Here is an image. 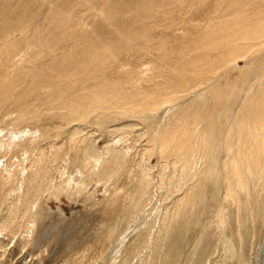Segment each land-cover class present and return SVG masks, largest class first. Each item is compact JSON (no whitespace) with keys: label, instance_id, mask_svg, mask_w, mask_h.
<instances>
[{"label":"rangeland","instance_id":"374dc122","mask_svg":"<svg viewBox=\"0 0 264 264\" xmlns=\"http://www.w3.org/2000/svg\"><path fill=\"white\" fill-rule=\"evenodd\" d=\"M238 19L264 28V0H0V264H249L259 258L264 180H248L246 189L227 196L223 175L217 184L208 178L199 203L179 205L186 192L168 182L178 157L160 154L159 136L151 141L160 130L169 142L187 135L195 123L190 111L200 102L193 100L213 103L227 76L212 85L208 75H193L186 84L194 86L184 92L171 70L209 69L226 50L222 29ZM262 40L255 52L237 54L234 79L260 74ZM113 82L124 91L114 94ZM168 86L178 92L169 107L148 113L137 103L138 112L131 111L137 104L129 93L147 98ZM98 90L110 100L104 109L93 102ZM127 96L126 105L113 103ZM88 106L97 111L85 115ZM105 112L110 123L101 127L95 118ZM89 144L103 165L92 174L82 168V151L68 152ZM117 150L127 151L122 165ZM30 174L38 180L32 189Z\"/></svg>","mask_w":264,"mask_h":264},{"label":"bare ground","instance_id":"6f19581e","mask_svg":"<svg viewBox=\"0 0 264 264\" xmlns=\"http://www.w3.org/2000/svg\"><path fill=\"white\" fill-rule=\"evenodd\" d=\"M244 23L245 22L242 19H238L232 25H227L228 27H224L222 29V32H223L222 34L228 35L226 40L223 43H220L221 47L226 50H224L222 54L219 57H217L218 61L216 58V62L211 64V67L209 69H206L205 67H204L205 69H201V67L203 66L189 67L188 65H181V66L177 65L173 70H171V72L179 76L180 79L178 80L179 81L178 86L184 87L185 88L183 90L184 92L191 89L192 88L191 86H194V85L190 86V83L186 84V82H189L187 80L193 75L194 76L208 75V82L212 83V85L216 84V82L220 80L222 76H227L224 78V80L220 82L219 86L217 87V90L213 92V95H212L213 103L211 105H209V103L206 104V102L203 100L202 101L199 100V98H197L198 100L197 99L193 100V102L194 101L196 102L200 101V102H199V106L197 105L198 107L196 110L195 109L193 111L189 110L191 114L193 113L192 116L195 119V123L193 124L191 128H189L186 131L187 135L184 134V136H180L178 139H176V141H174L175 139H173L169 142L168 140L165 139L166 133H164V131H162V134H158L161 132L160 130V132L155 134L154 138H151V141H155L156 137L159 136L157 137L159 138V143L157 145H159L160 154H166L167 156L169 157L171 156L172 158L175 156L176 157V158L174 157L175 159H177L178 157V161L181 162V166H180L181 170L179 171L177 169L179 162L176 165L172 164L173 161L171 162L173 166V169H172L173 175L171 177H168L169 181L166 180L169 182L170 188L173 186V189L174 190L178 189L179 193L186 192V196H184L183 199H181V201L183 200V202H179V205H196L197 203H199L200 200L204 197L203 196L204 194L203 186L207 183L208 178H212V180L210 179V182L213 181V179H216V181L215 180L214 181L217 184L219 182L220 177L223 175L224 177L223 182L226 184V188H227L226 189L227 196H232V194H234L235 192L246 189V185H247L246 181L248 180L249 181L257 180L258 183H259V180H261L260 181L261 184H262V181L264 180V68L260 69V74L255 77L248 78L249 77V74H248V76H246L245 78L242 77L243 79H238V78L234 79L235 70L237 69L235 65V61L237 58H240V56H238L237 54L240 52L242 53L243 51L245 53L243 55L246 56V54L251 53V51L255 52L256 49L258 50V48L256 47H258V43L261 42L260 40L264 38V28L261 26L262 23L261 25L257 24L256 22H251L249 24H244ZM237 27L240 28V33H243L240 36H238L239 33H236L238 31ZM253 49L255 51H253ZM251 55L253 56V54ZM250 71L252 72V70ZM212 75L214 76L211 77ZM253 76H254V73H253ZM113 83H114L113 85L117 87L116 90H113L114 94L116 93V91H120L124 87V84L120 82L118 83L113 82ZM50 84L52 86V83ZM177 93L178 92L172 90L171 86H168L167 88L164 89V91L156 90L154 94L148 95L147 98L145 96H142V93L138 91L131 92L129 94H133L130 97V99L135 104L138 103L140 106H142L143 112L150 113L156 109H160V108L162 109V108L169 107L168 105H170L173 102V100H175ZM91 94L95 96L93 97V102L94 100L97 101L98 107H100L99 109H104L103 104L104 103L108 104V102L110 101L107 98L103 99L102 96H107V94H102L100 93L99 90L96 91V94H94L93 92ZM128 99L129 98L127 96V98L124 97L123 99L121 100L119 99L118 101L116 100L113 103L116 105V107H121L131 102V100H128ZM67 102H69V100ZM138 104L137 105L132 104L133 105L131 108L132 112L134 113L138 112V110L135 109L136 106H139ZM192 105L190 107H192ZM200 105H203V106L200 107ZM78 106H81V103ZM83 111H85V109ZM95 111H97L96 108L89 107L86 109L85 115L94 113ZM80 114H83V113L80 112ZM115 114L117 115V113ZM179 116L185 117V115H181V114H179ZM109 117L110 115L106 114L103 116V118L101 117L102 120L99 119V117H96L95 121L97 124L101 125L102 127V125L104 126L105 123H110L108 122V120H110ZM81 118H84V116L81 115ZM79 119L78 120L74 119V120H77L79 122L84 121L82 119H81L82 121ZM73 130H76V129L74 128ZM71 143H72V140H71ZM111 146L112 145L107 146L106 149H110ZM181 148H182V151L180 150L179 152V149ZM73 151H79V153L80 151H82L84 153L83 157H84L85 164L83 163L84 165H82V168H84V170H86L88 174L94 173L95 172L94 170L100 167V165L101 167L103 166L101 164L102 158L97 152V150L95 149L93 144L91 145L89 144L85 149H82L81 145L80 147H75L74 145L70 146L68 152L74 154ZM222 151L224 152L225 160L226 159L228 160L225 161L223 158L224 164L222 166L224 169L220 170L218 169L219 159H217L216 156L220 157V154ZM116 152L117 153L115 154L114 159L117 162L116 165L118 164L120 165L121 161L127 156L126 155L127 151L118 152L117 150ZM56 156L54 158L59 157L58 153H56ZM65 159L67 158L65 157ZM205 162H208V164L205 166L203 171L200 172L199 170L201 169L203 163ZM47 170L49 171V169ZM38 172L41 173L42 169H40ZM199 172L202 174H199ZM146 173L147 172H145L144 174L145 177H147L148 175ZM46 174H49V173H47L45 170V175ZM207 174H209V176L211 177H209ZM30 180L34 181L33 184L31 183L32 181L30 182L31 183L30 188L32 189L38 183V180L36 179L35 174L29 177V181ZM139 181L141 182V180ZM234 184H238V185L235 187ZM36 188L35 190H37ZM142 193H144V191L141 192V194ZM144 195L146 194L144 193ZM235 198H237L236 195H235ZM147 199H151V198H147ZM234 203L236 204V202ZM175 224H177V222ZM259 252H260L259 258L258 257L252 258L249 264H264V235H263V241L261 243V246L259 247Z\"/></svg>","mask_w":264,"mask_h":264}]
</instances>
